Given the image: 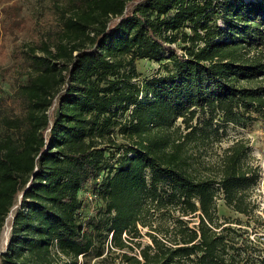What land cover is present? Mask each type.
Here are the masks:
<instances>
[{
	"label": "trees",
	"instance_id": "1",
	"mask_svg": "<svg viewBox=\"0 0 264 264\" xmlns=\"http://www.w3.org/2000/svg\"><path fill=\"white\" fill-rule=\"evenodd\" d=\"M54 7L14 44L0 97V234L15 207L0 264H264V240L218 213L222 199L264 225L250 139L221 146L229 124L264 117V0ZM17 9L2 8L0 65ZM144 58L157 74L140 78ZM86 185L101 203L88 216Z\"/></svg>",
	"mask_w": 264,
	"mask_h": 264
},
{
	"label": "rangeland",
	"instance_id": "2",
	"mask_svg": "<svg viewBox=\"0 0 264 264\" xmlns=\"http://www.w3.org/2000/svg\"><path fill=\"white\" fill-rule=\"evenodd\" d=\"M55 1L56 0H0V22L3 21L2 8L9 4L17 5L19 16L26 22L24 29L19 31L16 36H11V41L5 45V49L8 54L6 56V60H4L0 65V97L12 96L16 87L14 68L16 54L14 53V44L31 40L34 35V25L36 23L44 24L55 20ZM59 1L63 2L64 0ZM136 64L140 78H147L157 74L161 67V62L147 58L138 59ZM53 108L50 110L51 114L53 112ZM238 137L250 139V145L255 162H258L263 170L261 180L253 190V197L256 202L259 203L257 212L264 219V117H261L259 120L253 122L252 124H248L247 126H235L233 124H229L227 127V136L221 143V146H227L234 138ZM215 150L218 153L221 149L215 147ZM216 152H208V156H215ZM92 190L93 187L91 185H86L79 190V196L84 203V206L81 208V213L86 216L96 214L101 207V203L96 199ZM14 211L15 207L12 208L10 214L7 216L4 228L0 234V250L5 248L7 239L10 235ZM218 213L221 219L229 218L233 221L241 219L245 224L243 227L250 230L253 238L261 241L264 240V225H260V223L253 220L251 223L252 225H246L249 220L248 217L229 208L222 199L218 202ZM253 224L257 227L256 233H252L251 229L253 228ZM234 225L239 226L235 223ZM86 260L88 261V264H94V259L91 260L90 258L83 257H80L79 264H84V261Z\"/></svg>",
	"mask_w": 264,
	"mask_h": 264
}]
</instances>
